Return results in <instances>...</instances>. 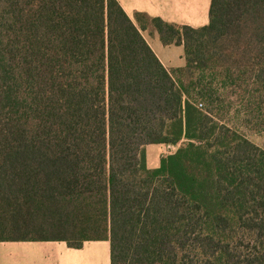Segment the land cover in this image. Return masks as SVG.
<instances>
[{"label":"trees","instance_id":"16d2710c","mask_svg":"<svg viewBox=\"0 0 264 264\" xmlns=\"http://www.w3.org/2000/svg\"><path fill=\"white\" fill-rule=\"evenodd\" d=\"M133 19L116 0H0V243L264 264V149L240 132H264V0H211L198 28ZM148 145L174 151L149 169Z\"/></svg>","mask_w":264,"mask_h":264},{"label":"crops","instance_id":"0c3cea01","mask_svg":"<svg viewBox=\"0 0 264 264\" xmlns=\"http://www.w3.org/2000/svg\"><path fill=\"white\" fill-rule=\"evenodd\" d=\"M126 15L134 20L137 13L146 14L151 18H159L163 22L192 28L208 24V13L211 0H116ZM143 36V35H142ZM144 38V36H143ZM145 39V38H144ZM157 59L166 69L184 66L182 46H164L156 35L145 39ZM148 147L151 153L158 155L155 163L148 158ZM169 154L172 147L148 145L146 165L155 169L159 165L162 151ZM152 164V165H150ZM12 247L0 249V264H110L108 241H92L83 244L80 249H71L63 242H4Z\"/></svg>","mask_w":264,"mask_h":264},{"label":"rangeland","instance_id":"374dc122","mask_svg":"<svg viewBox=\"0 0 264 264\" xmlns=\"http://www.w3.org/2000/svg\"><path fill=\"white\" fill-rule=\"evenodd\" d=\"M142 35L144 36L145 39H149L150 36L156 35L155 31H153V29L150 27V25H147V29L145 31H142ZM230 124L232 126H235L236 128H239L243 123L241 121L236 120L233 116H231V119L229 120ZM240 132L242 134L245 135V137L250 140L251 142H253L255 145L261 147L264 149V132L261 133H257L254 130L250 131L245 129L244 127H240ZM151 148L153 147H148L147 152H148V158L151 159L152 157V161H150V163H155V161H157L158 159V155L157 154H153L151 153ZM146 152V151H145ZM166 152H164V150L162 151V155H166ZM160 160V157H159ZM152 165V164H150ZM12 244L11 243H0V249H8L11 248Z\"/></svg>","mask_w":264,"mask_h":264}]
</instances>
